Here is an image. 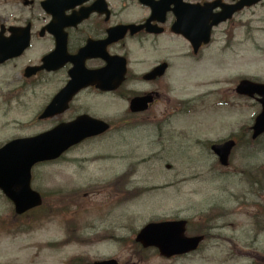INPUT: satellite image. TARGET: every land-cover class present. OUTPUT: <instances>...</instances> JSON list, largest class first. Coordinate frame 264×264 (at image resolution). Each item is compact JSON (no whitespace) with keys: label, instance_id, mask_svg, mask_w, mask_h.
Here are the masks:
<instances>
[{"label":"rangeland","instance_id":"374dc122","mask_svg":"<svg viewBox=\"0 0 264 264\" xmlns=\"http://www.w3.org/2000/svg\"><path fill=\"white\" fill-rule=\"evenodd\" d=\"M251 21L250 40L235 44L234 55L228 52L232 61H208V73H182L178 78L186 83L189 97L211 89L220 96L225 92L228 102L233 100L230 110L211 108L210 99L203 110L172 125L162 146L151 144L150 132L118 134L113 129L59 163L36 167L33 189L48 197L47 209L61 215L43 212L37 219L17 221L0 194V226L6 227H0V264H77V259L110 258L120 264H258L264 255V192L257 196L253 181L264 183V136L253 143L249 138L240 145L238 141L228 169L196 142L206 135L226 137L233 127L240 137V126L250 127L252 115L259 112L252 101L230 92L241 76L264 82V6L253 9ZM213 79H219L217 85ZM51 90L45 88L42 97L38 92L13 96L11 104L18 101L24 109L9 110L0 94V145L40 130L41 125L30 120ZM110 103L108 114L121 110ZM63 216L75 219L73 224L68 220L72 233L67 238ZM171 218L188 220L189 235L209 234L197 252L164 260L154 250L132 245L145 224ZM257 218L260 223L255 225Z\"/></svg>","mask_w":264,"mask_h":264},{"label":"flooded vegetation","instance_id":"af4514ba","mask_svg":"<svg viewBox=\"0 0 264 264\" xmlns=\"http://www.w3.org/2000/svg\"><path fill=\"white\" fill-rule=\"evenodd\" d=\"M252 1L0 0L2 102L9 110L24 109L18 101L11 104L13 98L36 92L42 97L51 87L32 123L54 127L90 116L108 122L118 134L150 132L151 144L162 146L177 121L203 110L209 99L219 101L213 91L189 98L178 78L204 62L233 60L234 45L250 40L253 9L264 6V0ZM102 84L115 88L104 91ZM63 90L69 94L55 116L41 120L46 103ZM222 95L228 108L233 100ZM136 99L145 105L131 108ZM109 102L121 107L116 115H107ZM205 142L209 148L215 144L208 136Z\"/></svg>","mask_w":264,"mask_h":264},{"label":"water","instance_id":"95a60500","mask_svg":"<svg viewBox=\"0 0 264 264\" xmlns=\"http://www.w3.org/2000/svg\"><path fill=\"white\" fill-rule=\"evenodd\" d=\"M239 91V89H238ZM250 91L263 97L262 114L256 119L254 137L264 132V87H242V92ZM107 128L102 123L92 122L83 126L85 136H93L102 133ZM73 130L63 128L46 133L31 140L12 143L8 148L0 150V190L11 200L15 206V212L22 214L27 210L39 206L41 200L38 194L32 192L29 187L30 168L37 162L57 158L66 148L75 143L72 138ZM231 144L219 147L215 152L219 155L220 163L225 165ZM184 222L159 223L147 225L137 236L136 241L143 247L154 246L160 254L166 258L182 255L196 250L202 237H184ZM94 264H117L108 261Z\"/></svg>","mask_w":264,"mask_h":264},{"label":"bare ground","instance_id":"6f19581e","mask_svg":"<svg viewBox=\"0 0 264 264\" xmlns=\"http://www.w3.org/2000/svg\"><path fill=\"white\" fill-rule=\"evenodd\" d=\"M261 87H264V86H261ZM253 96H255L256 98H258V99H260V100L263 99L262 96H260V95H258V94H256V93H254ZM254 222H255V225H258V224L260 223V221L258 220V218H257V219H254ZM257 263H258V264H264V256H259V257L257 258Z\"/></svg>","mask_w":264,"mask_h":264}]
</instances>
